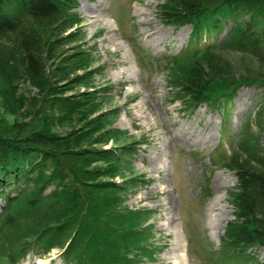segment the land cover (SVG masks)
Returning <instances> with one entry per match:
<instances>
[{
    "label": "trees",
    "instance_id": "obj_1",
    "mask_svg": "<svg viewBox=\"0 0 264 264\" xmlns=\"http://www.w3.org/2000/svg\"><path fill=\"white\" fill-rule=\"evenodd\" d=\"M76 4L0 0V76L29 112L27 120L0 118V235L11 264L29 251L46 254L54 247L62 249L65 263L138 264L137 250L151 248L137 245L149 234L136 229L147 213H130L121 198L137 184L124 177V170L132 171L142 141L118 143L125 132L105 127L114 111L95 112L108 89L91 87L100 73L90 67L91 54L79 44L66 46L79 40L78 30L67 32L79 21L72 11ZM159 14L166 24L191 26L186 49L200 47L204 35L217 41L227 27L221 44L256 56V68L239 74L215 51H200L184 79L170 85L181 94L178 100L184 98L185 109L217 106L230 100L240 85L264 90V49L243 48L264 36V0H164ZM26 81L37 92L25 98L21 84ZM67 121L76 126L58 133ZM110 140L114 145L102 147ZM260 148L257 163L264 168V145ZM223 164L236 178L234 219L227 222L223 244L214 253L220 255L218 264H242L247 247H264V172L237 156Z\"/></svg>",
    "mask_w": 264,
    "mask_h": 264
},
{
    "label": "rangeland",
    "instance_id": "obj_2",
    "mask_svg": "<svg viewBox=\"0 0 264 264\" xmlns=\"http://www.w3.org/2000/svg\"><path fill=\"white\" fill-rule=\"evenodd\" d=\"M163 2L77 0L72 11L79 21L67 32L78 30L79 40L66 46L79 44L93 58L90 67L99 69L91 87L103 86L108 92L95 112L114 111L116 115L105 127L125 132L117 142L142 141L132 158V171L124 170V177H132L137 184L121 195L127 211L147 213L136 229H145L149 234L137 245L151 248L137 250L138 264H165L177 261V257L180 264H218L220 255L214 252L223 244L227 222L234 219L231 193L236 186L234 172L223 162L237 156L249 167L264 172L257 163L264 145V90L259 85H240L230 100L218 102L217 106L185 109L184 98L178 100L181 94L170 85L184 79L186 67L201 57L200 51H215L239 74L256 68V56L235 49L231 43L221 44L226 39L224 30L220 40L211 46L207 45L212 41L204 35L200 47L186 49L190 26L175 27L163 22L159 14ZM147 27H154L159 31L157 35H166L165 38L155 44L153 36L145 34ZM180 28L184 31L177 39ZM259 37L260 42L242 46L244 50L264 49V36ZM77 88L84 89L82 85ZM21 89L25 98L30 91L37 92L36 85L27 81ZM23 107L0 76V118L9 122L14 118L27 120L29 112ZM75 126L67 121L56 128L61 134ZM112 145L110 140L102 147ZM156 156L160 162L151 165L150 159ZM109 178L121 181L119 175ZM210 201L214 203L212 210L206 208ZM2 239L0 235V264H9ZM62 253L57 247L46 254L32 250L16 264H71L65 263ZM254 262L264 264V247L247 250L242 264Z\"/></svg>",
    "mask_w": 264,
    "mask_h": 264
},
{
    "label": "bare ground",
    "instance_id": "obj_3",
    "mask_svg": "<svg viewBox=\"0 0 264 264\" xmlns=\"http://www.w3.org/2000/svg\"><path fill=\"white\" fill-rule=\"evenodd\" d=\"M168 25H173V24H168ZM185 25H188V26H190L189 24H184V25H173V26H175V27H180V26H185ZM190 30H191V26H190ZM226 30H227V27L224 29V31H225V33H224V36L226 37L227 36V33H226ZM183 31H184V28H180L179 29V31H177V34H176V38L179 36V35H181L182 33H183ZM159 31H156L155 30V28L154 27H147L146 28V31H145V34L146 35H152L153 36V39H152V41L155 43V44H157V43H159L161 40H163L164 38H165V36L166 35H162L161 36V38L157 35V33H158ZM191 32V31H190ZM223 33V32H222ZM221 33V34H222ZM221 34H219L218 35V38H217V41L218 40H220V38H221ZM190 35V34H189ZM208 37V41L209 40H211L212 42L211 43H214L216 40H213L214 38H211V36L209 37V36H207ZM178 39V38H177ZM211 43H209V44H211ZM203 105H205V104H203ZM199 106V105H198ZM198 106H196V108L198 107ZM140 148H138V150H139ZM138 150H137V152H138ZM150 164L151 165H157L159 162H160V158H159V156H156V157H153L152 159H150ZM50 188H52L51 186H50ZM49 189V188H48ZM47 189V190H48ZM51 190V189H50ZM47 192V191H46ZM0 204H1V201H0ZM213 207H214V203H213V201H210L209 203H207V209L209 210H212L213 209ZM256 246V245H255ZM251 247H254V246H249V247H247V249H246V251H245V253H247V250L249 249V248H251ZM258 247H263V246H258ZM215 251H217V250H215ZM30 252V251H29ZM28 252V253H29ZM28 253H26L24 256H22L16 263H19L21 260H23L27 255H28ZM178 258V260L177 261H172V262H170V263H168L169 261H165V264L166 263H168V264H180L179 262H181V259H180V257H177ZM39 264H45V262L43 261V262H40Z\"/></svg>",
    "mask_w": 264,
    "mask_h": 264
}]
</instances>
